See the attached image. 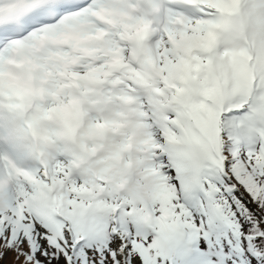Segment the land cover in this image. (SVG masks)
Returning <instances> with one entry per match:
<instances>
[{
  "label": "snow or ice",
  "instance_id": "6c2138e0",
  "mask_svg": "<svg viewBox=\"0 0 264 264\" xmlns=\"http://www.w3.org/2000/svg\"><path fill=\"white\" fill-rule=\"evenodd\" d=\"M0 264H264V0H0Z\"/></svg>",
  "mask_w": 264,
  "mask_h": 264
}]
</instances>
